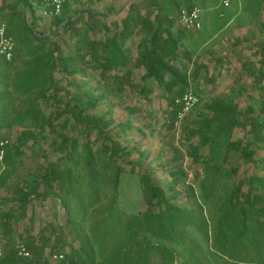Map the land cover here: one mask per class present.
Here are the masks:
<instances>
[{
    "label": "rangeland",
    "instance_id": "rangeland-1",
    "mask_svg": "<svg viewBox=\"0 0 264 264\" xmlns=\"http://www.w3.org/2000/svg\"><path fill=\"white\" fill-rule=\"evenodd\" d=\"M222 1L66 0L64 7L69 16L83 15L73 30L62 34L58 33L61 24L58 27L53 18L44 16L38 2L28 0L30 4L24 8L9 7L13 0H0V8L4 7L1 21L8 25L9 16H14L9 30L18 43L14 62L3 66L0 72V134L8 141L9 153V162L0 166V176L10 174L8 184L0 188V212L18 205L17 195L9 186L22 183L26 188L23 182L38 180L51 163L70 167L74 185H78L69 202L65 200L70 195L59 189L57 183L48 191L41 185L38 191L42 194L31 196L24 216L10 219L9 248H16L28 236L40 237L44 242L43 259L49 264H60L57 255L61 252L71 256L87 251L93 255V264H102L131 231L127 218L144 209L139 180L142 173L161 186L176 207L191 211L202 224L208 220L210 228L216 224L219 211L211 205L201 207L198 201L202 170L189 143L199 145L200 140L197 136L188 139V133L197 127L199 117L208 113L207 104L222 100L237 106L239 124L233 129L231 140L252 139L249 122L259 114L264 99V0H248V4L244 0H229L226 7ZM188 4L199 9V30L184 29L179 23L178 11ZM87 11L101 16H88ZM20 16H25L24 21L31 25L35 35L49 36L60 46L54 55L70 57L68 70L74 72L68 74L63 68H54V83L45 94L34 91L26 95L13 88L30 61L27 51L31 43L20 44L25 35ZM155 17L164 26L170 25V21L171 30L181 33L176 65L186 74L187 91L197 93L199 98L177 127L168 124L170 107L166 94L153 79L143 80V68L134 66L138 44L146 33L140 20L153 21ZM86 24L94 29V36H87L100 39L102 44L106 38L114 37L126 63L100 75L98 71L106 69L103 64L95 70L87 58L82 59L84 50L77 49L75 41L85 34ZM114 61H118L116 56ZM67 103L100 118L102 124L95 128L71 120L64 125L70 116L63 111ZM29 106L39 108L50 124L39 122L31 127L32 133L20 143L17 137L26 127L16 117ZM59 112L62 114L57 116ZM65 135L75 139L67 148V160L56 148ZM259 145L263 143L258 140ZM199 154L206 155L207 149ZM219 166L215 201L233 182H241L246 191L249 177L264 179V147L257 148L254 162L245 163L238 153L231 151ZM117 170L118 192L114 199L112 183ZM253 188L257 191L258 187ZM73 206L77 209L73 210ZM146 233L175 251L176 264L188 261L190 250L203 257L209 246L194 224L177 227L170 240ZM30 256L31 253L27 257ZM149 259L151 264H159L160 256L153 251ZM210 262L207 264H214ZM92 263L86 260L84 264Z\"/></svg>",
    "mask_w": 264,
    "mask_h": 264
},
{
    "label": "trees",
    "instance_id": "trees-1",
    "mask_svg": "<svg viewBox=\"0 0 264 264\" xmlns=\"http://www.w3.org/2000/svg\"><path fill=\"white\" fill-rule=\"evenodd\" d=\"M10 4L9 7L17 5L27 8L30 3L28 0H13ZM183 7L190 8L193 5L188 4ZM3 8H0V20L3 16ZM82 15L80 13L77 18L67 22L63 27L62 34L73 30ZM87 15L93 17L101 16L95 11H87ZM70 17L64 7L60 15L53 17V21L59 27L63 21ZM13 18V15L9 16V24H12ZM19 20L25 33L20 44L31 43L30 49L27 51L30 61L14 81L13 88L26 95L34 91L45 94L49 90L50 85L54 83L52 77L54 68H63L68 74L74 72L68 70L67 62L70 57L65 58L54 55L56 49L58 48L57 50H59L60 46L52 39L35 35L31 25L29 26L28 22L24 21V16H20ZM140 21L145 26L146 33L138 44L139 54L134 66L143 68V80L153 79L156 86L166 94L165 99L170 107L168 124L173 127L177 109L175 100L189 88L186 74L180 71L176 65L180 59L181 33L171 30L170 21L168 26H164L163 21L156 17L153 21L148 18ZM9 24H6V31L14 38L16 47L11 61H5L0 56V72L3 66L14 62L18 49L16 37L9 30ZM84 27L85 34L76 38V48L79 50L83 48L84 52L81 53V58H87L89 64L95 70L100 69L102 64L106 67L104 71H98L100 75L104 74L106 70L116 67V65L126 63L125 59L120 56L114 37H112L113 40H107L106 38L105 43L102 44L100 39L96 40L87 36V34L94 32V29H91L89 24ZM115 56L117 57V62L114 61ZM195 94L198 96L197 93ZM206 108L208 113L199 117L196 121L197 127L189 131L187 138L191 139L197 136L200 140L199 145L189 143L192 153L200 162L202 170V178L198 184L200 192L198 201L201 203V207L211 205L214 210L219 211L220 216L216 224L210 228L208 220L202 224L192 216L191 211L186 212L176 207L166 191L161 186L154 184L146 173H142L139 180L142 185L141 200L144 209L140 210L138 214L127 218L126 223H128L127 225L131 231L126 236L125 241L102 264H151L149 258L153 251L160 256L159 264H176L175 251L164 244V242L154 241L156 239L149 236L146 231L155 237L170 240L175 234L177 227L188 224H194L199 228L203 239L209 246L201 258L190 250L189 260L183 264H207V261H211L214 264H264V179L255 176L249 177L246 180V191L242 189L243 184L241 182H233L225 187L220 200L215 201L213 198L217 183L220 182L219 162L226 159L231 151L238 153L245 163L254 162V154L257 148L259 146L264 147V99L260 104L259 114L256 115L255 119L251 118L249 122V131L253 135L252 139L249 140H231L232 131L239 124L235 103L220 100L207 104ZM63 111L65 113L69 112L70 115L64 121L66 126L71 120L77 124H92L95 128L97 125L102 124L100 118L84 114L83 108L78 109V105L67 103ZM61 114L59 112L57 116ZM16 118L19 124H23L26 127L17 137L20 143L32 133L31 127L38 126L39 122L50 124V121L47 120L45 114H42L39 108L31 106L25 108L23 113L17 115ZM2 138L0 134V142L7 140ZM74 140V137L63 136L61 146L56 147L63 153L62 158L66 160L69 158V153L66 151ZM258 140L263 145L257 146ZM7 144L8 141L3 146L5 150L4 163L9 162ZM203 148L207 149V154L198 155V152ZM118 172L117 170L113 176L112 189L114 199H116L118 192ZM72 175L73 172L70 167L51 163L38 180L33 183L23 182L26 184V188L23 187L22 183L16 184L14 187H8L9 190H12L17 195L16 201L18 205L10 207L8 211L0 212V234H2L0 239L2 251L0 264H49L46 259H43L44 242L40 237L28 236L24 242L20 243L31 253L29 258L19 256L16 248H9L7 239L10 234V219H14L17 215L18 217L24 216L31 196L34 195L36 197L42 194V192L38 191L41 185H44V191H48L52 190L55 183H57L59 189L70 195L65 200V202H69L71 196L75 195L74 193L78 188V185H74ZM9 177L10 174L0 176V188L8 184ZM253 185L258 187L257 191H254ZM65 206L68 208L67 205ZM76 209L73 206V210ZM198 251L200 253L201 250L198 249ZM92 257L93 255L89 251L85 252V254L78 252L71 256L63 254L60 264H84L86 260L92 263Z\"/></svg>",
    "mask_w": 264,
    "mask_h": 264
},
{
    "label": "built area",
    "instance_id": "built-area-1",
    "mask_svg": "<svg viewBox=\"0 0 264 264\" xmlns=\"http://www.w3.org/2000/svg\"><path fill=\"white\" fill-rule=\"evenodd\" d=\"M39 3L41 12L44 16L56 17L63 11L66 0H32ZM222 4L229 6V0H223ZM178 20L181 26L187 30H199L201 23L199 20V9L195 6L187 8L181 7L178 11ZM16 43L14 38L7 33L6 24L0 20V56L5 61H11L14 55ZM199 102L198 96L193 91H186L175 100L177 105L176 115L173 125L179 126L185 116L192 110V108ZM7 140L0 142V166L3 165L4 158V144ZM17 254L22 257L30 255L29 251L23 244H18L16 247ZM58 259H63V254L57 255Z\"/></svg>",
    "mask_w": 264,
    "mask_h": 264
},
{
    "label": "water",
    "instance_id": "water-1",
    "mask_svg": "<svg viewBox=\"0 0 264 264\" xmlns=\"http://www.w3.org/2000/svg\"><path fill=\"white\" fill-rule=\"evenodd\" d=\"M78 15H79V14H77V15H75V16H73V17H70V18H68L67 20L63 21V22L61 23L60 27H59L58 33H60V32L63 30V27H64V25H65L67 22L74 20L75 18H77ZM24 20H25V16H24ZM44 38H49V36H45Z\"/></svg>",
    "mask_w": 264,
    "mask_h": 264
},
{
    "label": "crops",
    "instance_id": "crops-1",
    "mask_svg": "<svg viewBox=\"0 0 264 264\" xmlns=\"http://www.w3.org/2000/svg\"><path fill=\"white\" fill-rule=\"evenodd\" d=\"M243 2H244V4H248V0H244ZM195 7H196V6H195Z\"/></svg>",
    "mask_w": 264,
    "mask_h": 264
}]
</instances>
